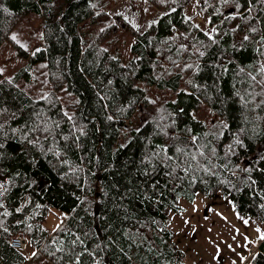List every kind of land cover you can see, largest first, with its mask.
<instances>
[{
  "label": "trees",
  "instance_id": "obj_1",
  "mask_svg": "<svg viewBox=\"0 0 264 264\" xmlns=\"http://www.w3.org/2000/svg\"><path fill=\"white\" fill-rule=\"evenodd\" d=\"M189 1L0 0V44L39 15L21 53L51 84L35 97L0 72V264H184L169 215L200 193L264 224V0H195L210 34Z\"/></svg>",
  "mask_w": 264,
  "mask_h": 264
},
{
  "label": "rangeland",
  "instance_id": "obj_2",
  "mask_svg": "<svg viewBox=\"0 0 264 264\" xmlns=\"http://www.w3.org/2000/svg\"><path fill=\"white\" fill-rule=\"evenodd\" d=\"M125 2L127 3L122 5L123 12L134 15V11L138 10H134L133 7L130 9L131 0H125ZM195 2L190 0L185 6L184 13L210 34L213 25L201 14ZM147 11L141 6L136 16H142L141 21L144 22ZM101 27H95L97 30L88 28L85 35L91 38L100 31ZM13 36L16 37L15 40L12 39ZM43 41L40 17L37 13H30L12 31L11 37L0 44V69H3L1 73L9 76L20 71L17 83L35 97L44 96L51 87L47 70L43 63L29 64V59L21 51H33L41 47ZM120 45L121 47L117 48L122 49L121 55L124 61H127L130 45ZM60 95L62 98L66 96L69 101L73 98V93L69 91H61ZM206 113L207 110L204 115ZM209 114L211 116L209 118L216 117L212 111ZM204 115L198 116L210 123L211 119H207ZM180 203L183 209L172 211L168 222L176 233L177 244L185 252L184 264H243L250 259L261 233H264L263 223L245 224L234 210L229 198L219 193L212 197L200 193L194 201L181 200ZM60 220L58 218L56 224ZM32 250V247L28 245L27 251L31 253Z\"/></svg>",
  "mask_w": 264,
  "mask_h": 264
},
{
  "label": "snow or ice",
  "instance_id": "obj_3",
  "mask_svg": "<svg viewBox=\"0 0 264 264\" xmlns=\"http://www.w3.org/2000/svg\"><path fill=\"white\" fill-rule=\"evenodd\" d=\"M223 2L227 3L228 0H223ZM229 18H235V15H234V14H230ZM252 30L255 31V29H252ZM102 31H103V29H102ZM213 31H215V30L213 29ZM247 38H248L247 36L244 37L245 40H246ZM12 39L15 40L16 37L13 36ZM37 51H40V50L37 49ZM34 54H35V53H33V55H34ZM2 71H3V69H0V72H2ZM261 71H264V68H262ZM237 143H242V142L237 141ZM0 188H3V185H2V184H0ZM240 219L243 220V217H240ZM244 223L247 224L248 221H247V220H244ZM57 227H59V225H58ZM257 231H259V229H258ZM260 239H261V240H264V233H261V235H260ZM32 255L35 256L36 253L34 252Z\"/></svg>",
  "mask_w": 264,
  "mask_h": 264
},
{
  "label": "built area",
  "instance_id": "obj_4",
  "mask_svg": "<svg viewBox=\"0 0 264 264\" xmlns=\"http://www.w3.org/2000/svg\"><path fill=\"white\" fill-rule=\"evenodd\" d=\"M11 246L15 248H24L25 241L21 236H13L11 239Z\"/></svg>",
  "mask_w": 264,
  "mask_h": 264
},
{
  "label": "bare ground",
  "instance_id": "obj_5",
  "mask_svg": "<svg viewBox=\"0 0 264 264\" xmlns=\"http://www.w3.org/2000/svg\"><path fill=\"white\" fill-rule=\"evenodd\" d=\"M240 6V5H239ZM241 7V6H240ZM188 25V24H187ZM186 26V25H185ZM195 148V147H194ZM194 148H193V150H194ZM198 149H199V147H198ZM203 149V148H202ZM207 149H209V148H207ZM196 150H197V148H196ZM198 151V150H197ZM199 152V151H198ZM197 153V152H196ZM205 154V153H204ZM195 156H196V154H194ZM193 154H192V156H194ZM201 155V157L200 156H198V157H200V159L203 157V156H206V155H203L202 156V154H200ZM197 157V158H198ZM196 158V157H195ZM235 158H236V156H235ZM239 158V157H238ZM204 159V158H203ZM233 159V158H232ZM232 159H230V161L232 160ZM234 160V159H233ZM198 162H199V159H198ZM197 162V163H198ZM200 163V162H199ZM235 163V162H234ZM234 166V165H233ZM232 167V166H231ZM256 205V204H255ZM254 210H256V209H254ZM258 210H260V209H258ZM257 211V210H256ZM38 230V229H37ZM40 231V230H39ZM36 234H37V232H36Z\"/></svg>",
  "mask_w": 264,
  "mask_h": 264
},
{
  "label": "crops",
  "instance_id": "obj_6",
  "mask_svg": "<svg viewBox=\"0 0 264 264\" xmlns=\"http://www.w3.org/2000/svg\"><path fill=\"white\" fill-rule=\"evenodd\" d=\"M49 220H51L50 222H49V224L50 225H54L53 227H51V226H49L50 228H55L57 225H56V222H57V220L55 219V218H49ZM56 225V226H55Z\"/></svg>",
  "mask_w": 264,
  "mask_h": 264
}]
</instances>
